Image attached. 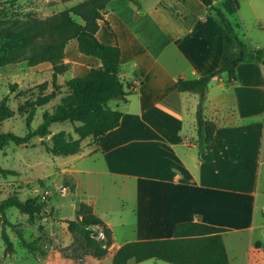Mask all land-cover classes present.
<instances>
[{
    "label": "crops",
    "instance_id": "1",
    "mask_svg": "<svg viewBox=\"0 0 264 264\" xmlns=\"http://www.w3.org/2000/svg\"><path fill=\"white\" fill-rule=\"evenodd\" d=\"M108 7L96 37L119 45L120 75L133 89L116 101L118 125L96 140L87 137L92 187L103 198L114 193L133 211L138 239L170 237L175 223L200 220L226 228L230 264H260L264 248L255 243L264 242V63L239 62L231 81L227 72L211 77L203 114L216 126L199 149L198 94L178 91L175 82L219 68L235 53L236 41L201 0H110ZM78 52L77 40H69L63 60L71 76L101 64ZM28 68L50 72L51 64ZM103 220L113 245L112 223ZM237 232H244L245 243Z\"/></svg>",
    "mask_w": 264,
    "mask_h": 264
},
{
    "label": "trees",
    "instance_id": "2",
    "mask_svg": "<svg viewBox=\"0 0 264 264\" xmlns=\"http://www.w3.org/2000/svg\"><path fill=\"white\" fill-rule=\"evenodd\" d=\"M207 10L213 11L237 47L235 53L216 70L194 78L178 77L175 88L198 94L196 104V135L198 148L211 140L215 123L205 118L203 109L207 98L208 82L212 76L227 72L228 80L236 78L235 68L241 61L254 60L264 63V47L249 49L236 32L229 14L238 9L237 0H223L221 5L213 0H201ZM110 0H80L46 17H38L25 11L22 17L0 18V66L24 62L29 66L49 62L51 64V90L43 92L47 81L36 85L38 92L34 98H26L17 108L25 113L28 131L23 136L0 128V148L9 142L26 143L31 137L48 136L50 144L42 139L48 152L56 155H70L78 152L81 141L97 137L118 125L122 111L110 105L112 99L124 100L133 89V83L120 75V47L117 43L106 44L96 37L98 20L104 18ZM1 3V1H0ZM75 38L78 50L86 55L97 57L101 64L83 75H73L66 79L67 91L51 111L44 110L41 122L31 127V121L38 106L46 104L60 88L57 77L68 70L64 62V47ZM16 83L10 85L14 90ZM8 95L0 99V125L14 114L7 105ZM68 121L72 124L74 137L62 131L52 132L51 123ZM2 175L15 174L11 168L0 165ZM65 186V185H64ZM74 187L70 185L72 190ZM43 203L33 200H20L10 196L0 201V212L15 206L27 213L28 221L33 222L37 208ZM76 218L64 219L69 232L82 238L84 252L94 257L104 256L113 242L111 228L92 210L91 205L81 201L75 210ZM225 227L212 225L200 220H185L173 225L172 236L166 238L135 239L122 243L113 253L111 264H131L146 259H159L172 264H230L224 247L222 232ZM102 237H98V233ZM8 249L12 243L3 235ZM256 246L264 242H256Z\"/></svg>",
    "mask_w": 264,
    "mask_h": 264
},
{
    "label": "rangeland",
    "instance_id": "3",
    "mask_svg": "<svg viewBox=\"0 0 264 264\" xmlns=\"http://www.w3.org/2000/svg\"><path fill=\"white\" fill-rule=\"evenodd\" d=\"M0 1V18L22 17L29 10L43 18L80 0ZM222 1L215 0L218 5ZM237 5V11L228 16L235 25L236 32L249 49L261 48L264 46V0H237ZM28 69L24 62L0 66V99L7 94V105L14 109V114L4 119L0 128L19 136L25 135L28 128L25 113L18 111V106L26 98L35 97L38 83L47 81V87L43 91L45 93L52 88L51 71ZM70 76L69 68L58 75L60 88L46 104L37 107L31 121L32 128L41 122L44 110L51 111L59 102L67 91L65 81ZM12 83H16L13 91L10 90ZM116 101L112 99L110 105L115 106ZM49 128L52 132L62 131L66 136L71 133L76 137L72 124L68 121L51 123ZM42 139L50 144L48 136H33L26 143L9 142L0 148V165L16 171L15 174L0 173V201L14 195L20 200L44 202L37 208L33 222L28 221L27 213L15 206L0 212V264H111L115 244L138 239L140 236L135 231L136 218L133 211L123 207L114 193H106L109 196L103 198L92 187L88 175V138L82 139L78 152L65 156L48 152ZM70 185L74 187L72 190ZM94 199L97 201L94 207L91 205L94 212L110 221L114 231V244L99 258L84 252L81 236L69 232L64 221L66 218H76L75 210L79 202L90 204ZM260 220L261 211L258 210L255 221L259 223ZM122 221L125 225H121ZM258 231L255 229L254 236H257ZM4 234L12 243L10 249L6 247ZM236 234L239 235V242L243 240L245 243L244 232ZM229 235H226V242ZM98 237H102L101 232ZM131 264L172 263L146 259L139 262L132 260ZM260 264H264V256Z\"/></svg>",
    "mask_w": 264,
    "mask_h": 264
}]
</instances>
